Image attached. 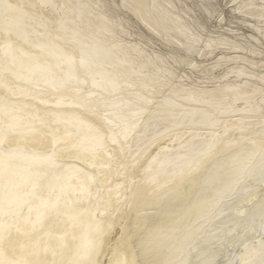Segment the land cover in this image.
I'll return each mask as SVG.
<instances>
[{"label":"bare ground","instance_id":"bare-ground-1","mask_svg":"<svg viewBox=\"0 0 264 264\" xmlns=\"http://www.w3.org/2000/svg\"><path fill=\"white\" fill-rule=\"evenodd\" d=\"M0 130L4 264H264V0H0Z\"/></svg>","mask_w":264,"mask_h":264},{"label":"snow or ice","instance_id":"snow-or-ice-1","mask_svg":"<svg viewBox=\"0 0 264 264\" xmlns=\"http://www.w3.org/2000/svg\"><path fill=\"white\" fill-rule=\"evenodd\" d=\"M6 7L10 8L11 5H7ZM209 14L211 13V5H209ZM147 103H151L150 101H146ZM3 130H0V134H2ZM4 155L3 152V141L0 140V158H2ZM261 181H262V185H264V166H262V172H261ZM133 183H135V181H133ZM117 197H119V193H117ZM135 197V194H134ZM7 198V193L6 190L3 187H0V208L3 207L4 201ZM117 203H120L119 199H117ZM125 207H127L128 205L125 203L124 205ZM0 264H4L3 260H0ZM234 264H241L240 260H236L234 262Z\"/></svg>","mask_w":264,"mask_h":264},{"label":"rangeland","instance_id":"rangeland-1","mask_svg":"<svg viewBox=\"0 0 264 264\" xmlns=\"http://www.w3.org/2000/svg\"><path fill=\"white\" fill-rule=\"evenodd\" d=\"M69 4H72V3H69ZM84 6V7H83ZM82 7H81V9H84L85 11L87 10V4H85V5H83ZM74 11H75V8H74ZM72 12L73 14L75 13V12ZM84 23V22H83ZM117 29V28H116ZM104 31H105V33H107V34H105V35H107L108 36V34L109 33H115V28H113V29H111V28H107V30H105V29H103ZM112 30H114V31H112ZM119 34V33H118ZM114 54V53H113ZM111 60L114 62V63H119L120 65H122L118 60H122V61H124V62H129L130 60L129 59H126V57H118V55H117V57L115 56V54L113 55V56H111ZM137 74H140V73H137ZM176 99H180L181 100V97L179 96V97H177L176 96ZM200 108L202 109V106H200ZM192 115L190 114L189 115V117H191ZM192 117H196V115H193ZM155 118V117H154ZM196 119H198V117H196ZM149 120L151 121V123H150V121H149V125H147V128L146 129H150V128H154L155 126H152L151 124H152V120H151V118H149ZM146 121V120H145ZM162 123V122H161ZM149 126H151V127H149ZM149 127V128H148ZM164 127V126H163ZM161 132V129H160V131H158L157 133H160Z\"/></svg>","mask_w":264,"mask_h":264}]
</instances>
